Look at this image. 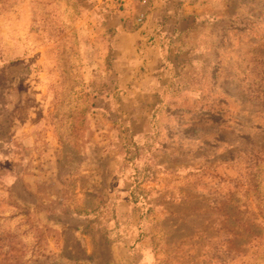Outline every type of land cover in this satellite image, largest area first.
I'll return each mask as SVG.
<instances>
[{
	"label": "rangeland",
	"instance_id": "obj_1",
	"mask_svg": "<svg viewBox=\"0 0 264 264\" xmlns=\"http://www.w3.org/2000/svg\"><path fill=\"white\" fill-rule=\"evenodd\" d=\"M151 1L0 0V264H264V0Z\"/></svg>",
	"mask_w": 264,
	"mask_h": 264
},
{
	"label": "crops",
	"instance_id": "obj_2",
	"mask_svg": "<svg viewBox=\"0 0 264 264\" xmlns=\"http://www.w3.org/2000/svg\"><path fill=\"white\" fill-rule=\"evenodd\" d=\"M182 1L183 0H152L150 4L154 5V6H151V5L149 6V7H151L152 14H148L149 18H148L147 22L144 24V26H141L139 28V31H141V33L137 32L135 35L133 33H131V39L137 40L139 37L141 39L142 38L144 39L145 34L151 32L152 29L157 26L156 21L153 19L155 16L159 17V16H163L165 14L168 15L169 13H171L170 15L180 14V11L182 8L178 5ZM201 1L202 0H199L198 2H201ZM132 3H134V0H126V4H129V6H131ZM135 5H137V4H135ZM180 5H182V4H180ZM139 6L141 7L140 4H139ZM140 7H138V8H140ZM128 11H130V9H128ZM199 13H200V11H199V9H197L195 14L198 15ZM195 14H193V15H195ZM186 15H190V14H186ZM178 20H181L182 22L181 21L178 22ZM183 20H182V18L181 19L176 18L175 19V25H173V18H171V21H169V23L167 24V32L169 33V35L172 34V35L176 36L179 33L183 32V27L181 26L183 23ZM145 29H148V30H145ZM172 30H173L174 34L172 33Z\"/></svg>",
	"mask_w": 264,
	"mask_h": 264
},
{
	"label": "built area",
	"instance_id": "obj_3",
	"mask_svg": "<svg viewBox=\"0 0 264 264\" xmlns=\"http://www.w3.org/2000/svg\"><path fill=\"white\" fill-rule=\"evenodd\" d=\"M140 3H146L148 0H138Z\"/></svg>",
	"mask_w": 264,
	"mask_h": 264
}]
</instances>
